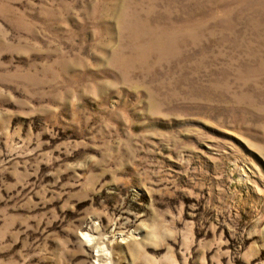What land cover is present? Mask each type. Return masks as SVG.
Wrapping results in <instances>:
<instances>
[{
  "label": "rangeland",
  "instance_id": "rangeland-1",
  "mask_svg": "<svg viewBox=\"0 0 264 264\" xmlns=\"http://www.w3.org/2000/svg\"><path fill=\"white\" fill-rule=\"evenodd\" d=\"M0 264H264V0H0Z\"/></svg>",
  "mask_w": 264,
  "mask_h": 264
}]
</instances>
